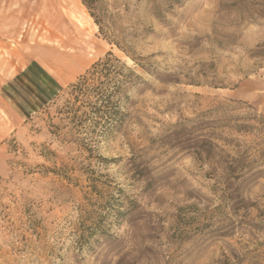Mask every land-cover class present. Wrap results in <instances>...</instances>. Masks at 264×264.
I'll return each mask as SVG.
<instances>
[{"label":"rangeland","instance_id":"rangeland-1","mask_svg":"<svg viewBox=\"0 0 264 264\" xmlns=\"http://www.w3.org/2000/svg\"><path fill=\"white\" fill-rule=\"evenodd\" d=\"M109 53L141 80L105 135ZM0 264H264V0H0Z\"/></svg>","mask_w":264,"mask_h":264},{"label":"trees","instance_id":"trees-1","mask_svg":"<svg viewBox=\"0 0 264 264\" xmlns=\"http://www.w3.org/2000/svg\"><path fill=\"white\" fill-rule=\"evenodd\" d=\"M83 5L86 6L89 10H93L98 2V0H81ZM93 17L94 14H91ZM97 24L98 20H96ZM100 25V24H99ZM119 60L113 57V54H107L104 60H101L94 65L93 68L103 67L104 69V85L110 87L111 90H106V93L97 94V101L91 107V113L100 119L103 120L104 125L102 126V133L105 135L113 134L117 129L118 125L122 124L126 118V113L123 112V109L127 107L125 101L129 100V90L135 85L140 77L136 76L133 71H129V74L123 76L124 80L119 81L116 79V70ZM120 83V84H119ZM125 84L131 85L128 88H123ZM122 85V87H120ZM74 89H77V86H74ZM118 97V99H117ZM117 99V100H115ZM100 104V105H99ZM100 122L95 121V125H99Z\"/></svg>","mask_w":264,"mask_h":264},{"label":"crops","instance_id":"crops-1","mask_svg":"<svg viewBox=\"0 0 264 264\" xmlns=\"http://www.w3.org/2000/svg\"><path fill=\"white\" fill-rule=\"evenodd\" d=\"M58 40L62 44L64 43L63 37H61L60 39L58 38ZM66 63H70L69 59H63L61 58V56H59L58 61H55L51 58L43 57V65L47 69L58 73L61 79L68 78L67 76H64L58 69L60 67L65 66ZM41 69H43V67H41ZM40 71L41 70H39V72ZM38 74L35 73L36 82L34 84V89L32 88L31 84L27 82L25 78L26 76L24 74H21L22 76L17 77L16 80L19 81L18 85L24 93V97L23 100L18 102L16 105L12 103L13 98L11 97V95L14 94L15 91L12 87H10L11 83H4L3 88L1 89V92H3L2 99L5 103L6 108L11 111L13 116L24 118L28 114H30V112H32L34 108H41L45 104L47 100V95L44 93L48 87L45 84H42L39 78L40 75L38 76ZM57 84L58 82L54 80V84H49L50 89L53 90V88H55ZM25 87L27 88V90L25 89ZM42 94H44L43 98Z\"/></svg>","mask_w":264,"mask_h":264},{"label":"bare ground","instance_id":"bare-ground-1","mask_svg":"<svg viewBox=\"0 0 264 264\" xmlns=\"http://www.w3.org/2000/svg\"><path fill=\"white\" fill-rule=\"evenodd\" d=\"M69 42H70L69 40H66V41H65L66 44H69Z\"/></svg>","mask_w":264,"mask_h":264}]
</instances>
